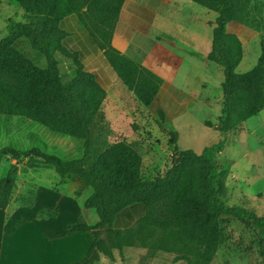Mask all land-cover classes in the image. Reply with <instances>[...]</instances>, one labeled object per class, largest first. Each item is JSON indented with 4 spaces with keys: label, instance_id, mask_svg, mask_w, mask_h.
Returning a JSON list of instances; mask_svg holds the SVG:
<instances>
[{
    "label": "trees",
    "instance_id": "1",
    "mask_svg": "<svg viewBox=\"0 0 264 264\" xmlns=\"http://www.w3.org/2000/svg\"><path fill=\"white\" fill-rule=\"evenodd\" d=\"M2 0H0L1 3ZM28 15L30 22L23 34L31 47L45 59L44 65L24 56L13 46L21 35L20 23L13 22L0 38V117L18 116L44 128L79 140L82 153L64 159L38 147L19 149L0 147V158L8 156L32 169L51 167L60 177L77 180L88 189L83 204L93 208L98 221L87 224L79 215L57 232L45 231L50 238L75 231H89L93 242L86 257L101 244L98 229L112 227L115 216L125 207L142 204L139 218L157 226H169L188 236L202 248L199 258L191 264H209L219 240L222 217L245 222L260 232L264 215L240 205H227V189L218 170L217 156L223 150L226 134L264 109V42L256 66L250 71L235 69L242 59V40L226 32L229 22L245 24L247 0H191L216 11L212 31V47L208 60L223 73L222 106L216 129L221 139L197 153L179 150L171 165L151 178L142 175V157L125 138L108 141L111 127L101 104L105 89L93 74L83 69L75 52L61 41L67 32L59 20L75 14L103 53L116 74L135 97L148 103L155 95L159 79L149 70L112 47L113 25L123 0H14ZM69 60L74 73L63 80L58 58ZM162 119V116H159ZM210 126V121H205ZM133 129L136 124L131 125ZM171 141L176 133L168 129ZM31 137L39 140L36 133ZM170 141V143H172ZM18 167L12 163L0 176V209L5 208L16 184ZM86 257L73 264H85Z\"/></svg>",
    "mask_w": 264,
    "mask_h": 264
},
{
    "label": "rangeland",
    "instance_id": "2",
    "mask_svg": "<svg viewBox=\"0 0 264 264\" xmlns=\"http://www.w3.org/2000/svg\"><path fill=\"white\" fill-rule=\"evenodd\" d=\"M2 4L0 17L3 11L9 15L0 19V38L7 33L5 27L13 22L23 21V13L14 6L13 2ZM192 4L201 8L195 3ZM245 15V28H249L255 34L252 40L244 44V57L237 72L250 71L257 64L261 53L260 43L264 42V0H247ZM63 60L71 64L69 60ZM66 64L62 61L60 65L64 81L70 78ZM210 94L214 95V91ZM210 112L202 108L195 116L196 119L192 121V128L181 129L176 143L178 149L189 148L199 153L204 147L221 139L219 133L213 136L204 134L206 129L200 120L208 118ZM107 118L113 121L109 113ZM135 120L141 124L142 130H152L155 133L157 139L154 140L155 142L167 141V144L171 145L166 151L160 148L156 150L149 144L143 146L141 153L144 162L148 160L150 151L156 154L153 155L155 164L151 165L153 170L146 165L142 170L143 177L151 178L163 173L171 165L173 157L179 150L174 149V141H171L170 136L164 138V133L169 135L168 128L158 133L150 127L148 120L144 123L139 117L133 119V123L138 127ZM133 123L126 120L121 130L127 132L128 124ZM111 125H114V122ZM32 132L39 136V140L31 137ZM109 136L118 137L119 133L111 131ZM6 145L23 150L38 147L64 159L78 157L82 153L79 140L50 131L18 116L0 117V147ZM217 159L220 177L227 189L225 203L229 206L240 205L258 215H264V109L226 134L224 148L219 152ZM26 161L27 158L21 163L15 162L8 156L0 158V176L6 173L12 163L18 167L16 184L13 188V194L17 195L14 197L12 209L18 203L19 196L23 195V191L28 192L19 207L20 214H24L25 223L19 225L10 236L0 237V264H45L49 260H55L56 253L46 247L47 242L42 231L44 229L56 231L69 222L79 208L85 210L82 202L88 193L86 187L72 178L56 177L53 175L55 173L53 168L48 167L44 170L43 167L29 168ZM60 189L66 195L56 191ZM45 202L53 203L58 210L57 216L38 218L34 215L39 208L46 209L42 211V215L49 214V211L57 212L53 206H42ZM88 209L93 211L98 219L95 210ZM97 232L96 239L101 240V244L91 250L85 264H191L202 253V248L196 242L188 236H183L177 229L157 226L143 219L126 229L105 227L98 229ZM219 232L218 244L209 264H264V230L260 232L245 222L224 216L219 224Z\"/></svg>",
    "mask_w": 264,
    "mask_h": 264
},
{
    "label": "crops",
    "instance_id": "3",
    "mask_svg": "<svg viewBox=\"0 0 264 264\" xmlns=\"http://www.w3.org/2000/svg\"><path fill=\"white\" fill-rule=\"evenodd\" d=\"M3 2L6 4L13 2L14 6L23 13V21H19L22 33L13 41V46L27 58L44 65L43 56L38 54L40 53L38 50L31 47L23 34L30 22L27 13L14 0H2L0 7L3 6ZM192 3L195 2L191 0H123L113 25L110 43L119 53L136 61L159 79L155 95L146 104L138 100L122 82L113 67L107 62L103 53L104 49L98 47L75 14L67 15L59 20V27L67 32L61 41L62 45L77 54L83 69L91 72L106 91L101 109L112 132L119 133L118 137L112 136L113 138H111L109 136L108 141L112 143L125 138L140 153L143 160L142 170L145 165L153 170L152 166L155 164L154 151H150L149 161L144 162L143 153H141L143 146L149 144L156 150L160 148L166 151L171 145L167 144V141L166 143L155 142L157 140L155 133L152 130H142L141 124L136 120L135 123L139 127L133 129L128 124L127 132L124 133L121 126L122 124L125 125L126 120H130L131 123L136 117H139L144 123L148 120L150 127L158 133L166 128L173 130L176 133L173 147L176 150H183L176 146L181 129L192 128V121L196 119L197 113L202 108H206L211 112L208 118L200 120L206 129L204 134L207 136L212 134L213 136L215 133H219L216 125L222 106L221 82L223 73L215 62L207 58L212 47V31L217 12L195 3L201 7L197 8ZM8 15L3 11L0 19L2 16ZM244 25L229 22L225 28L226 32L234 34L242 40V59L244 57V44L252 40L255 34L254 31L245 28ZM5 28L7 29V27ZM58 61L59 69L62 61L67 63L68 75L71 77L74 73L71 64L61 57L58 58ZM211 91H214V95L210 94ZM108 113L112 115L114 125H111V120L107 118ZM160 115L162 119H159ZM205 121H210L211 125H205ZM163 136L169 138L166 133ZM114 138L116 139L114 140ZM45 168L48 167L42 169ZM36 173L38 174V172ZM53 175L62 178L56 172ZM56 191L66 195L62 193L63 190L61 189ZM27 193V191H23V195L17 197L18 203L12 209L14 197L17 195H14L12 190L8 205L0 209L1 238L2 236H10L19 225L25 223L24 214H20L19 207ZM87 195L88 193L84 200ZM83 202L82 206L84 205ZM42 206H53L57 212L49 211V214L42 215V211H46V209L39 208L36 210L37 214H34L36 217L45 218L58 215V210L53 203L45 202ZM83 208L85 210L79 208V211L75 212L76 214L69 222L81 215L87 224H95L98 219H96L94 212L85 206ZM144 213L145 209L142 204L129 205L115 216L112 227L117 230L129 228ZM60 229L56 231L44 229L42 231L47 242L46 247L56 253L55 255L58 257L54 255L55 260H49L45 264H54V262L55 264H73L85 258L93 242L92 233L79 230L56 238H50L44 234L45 231L57 232Z\"/></svg>",
    "mask_w": 264,
    "mask_h": 264
},
{
    "label": "water",
    "instance_id": "4",
    "mask_svg": "<svg viewBox=\"0 0 264 264\" xmlns=\"http://www.w3.org/2000/svg\"><path fill=\"white\" fill-rule=\"evenodd\" d=\"M15 162H17V161H15Z\"/></svg>",
    "mask_w": 264,
    "mask_h": 264
}]
</instances>
